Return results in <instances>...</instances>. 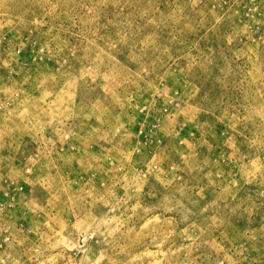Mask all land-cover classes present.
Returning <instances> with one entry per match:
<instances>
[{
	"label": "rangeland",
	"instance_id": "374dc122",
	"mask_svg": "<svg viewBox=\"0 0 264 264\" xmlns=\"http://www.w3.org/2000/svg\"><path fill=\"white\" fill-rule=\"evenodd\" d=\"M0 264H264V0H0Z\"/></svg>",
	"mask_w": 264,
	"mask_h": 264
}]
</instances>
